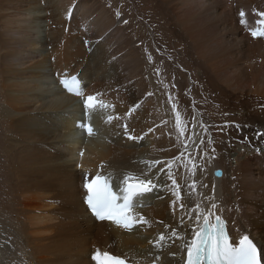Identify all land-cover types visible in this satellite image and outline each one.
I'll return each instance as SVG.
<instances>
[{"label":"bare ground","instance_id":"6f19581e","mask_svg":"<svg viewBox=\"0 0 264 264\" xmlns=\"http://www.w3.org/2000/svg\"><path fill=\"white\" fill-rule=\"evenodd\" d=\"M98 177L142 192L98 221ZM217 220L264 264V0H0V264H185Z\"/></svg>","mask_w":264,"mask_h":264},{"label":"rangeland","instance_id":"374dc122","mask_svg":"<svg viewBox=\"0 0 264 264\" xmlns=\"http://www.w3.org/2000/svg\"><path fill=\"white\" fill-rule=\"evenodd\" d=\"M172 63H174L173 61H171ZM191 72H189V71H187V72H185V75H186V81H187V83H188V86L187 87H190V83H189V80L191 79V74H190ZM183 95H186L187 94V92H183L182 93ZM190 110H191V112L192 113H194L195 111H194V109L191 107L190 108ZM195 114V113H194ZM190 122L192 123V120H190Z\"/></svg>","mask_w":264,"mask_h":264}]
</instances>
